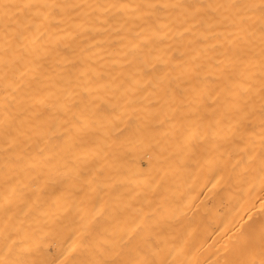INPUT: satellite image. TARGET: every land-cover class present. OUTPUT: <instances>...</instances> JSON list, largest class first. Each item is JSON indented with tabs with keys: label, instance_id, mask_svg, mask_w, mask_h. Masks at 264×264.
<instances>
[{
	"label": "bare ground",
	"instance_id": "obj_1",
	"mask_svg": "<svg viewBox=\"0 0 264 264\" xmlns=\"http://www.w3.org/2000/svg\"><path fill=\"white\" fill-rule=\"evenodd\" d=\"M14 1L10 9V3H4L8 5L4 9H9V13L4 12L9 19L6 14L7 19L0 14V83L7 77L22 82L23 78L18 79L19 71L26 70L24 67L29 65H21L24 69L18 71L15 65L20 59L16 63L7 58L16 59L21 48H15L16 42L29 43L31 40L28 46L33 55H25L28 48H23L22 55L27 56L25 63L34 57V63L29 60L32 63L29 67L34 71L27 70L30 74L33 72L31 77L36 82L37 93H34L37 95L32 96L39 99L33 108L35 100L26 98L30 92L29 89L26 92L28 82L26 89L20 86L26 95L19 91L28 103L12 96L10 86L14 82H6L9 86L1 83L5 89L10 88L11 94L7 96L3 88L6 98L11 95V101L12 97L15 102L20 98L21 104L31 106L24 112L28 119L20 115L22 108H17L18 118L28 120L30 123H24L30 124L29 127L24 124L22 130H17L20 134L15 132L16 121L12 119L17 117L16 112L11 114V121L6 119L14 123L7 122L13 127L11 133L8 131L10 135L3 130L7 137L0 136L1 143L4 139L3 144H6L0 148V172H7V176L0 179V189L6 190L4 201L0 202V216L3 212L8 214L0 221V249L19 240L28 242L27 251L14 254L11 262L57 264L54 258L62 253L58 250L60 243L72 236L67 230H55V216L44 217L59 210L58 198H64L62 194L69 188L66 177L63 178L58 169L55 174L58 183L45 189L40 187L42 180L35 178L33 170L36 168L39 174H44L48 166L14 165L35 157L44 149L42 147L59 145L67 137L70 140L66 139L63 146L69 152L74 156L80 150L86 153L82 156L81 167L85 168L92 193H110L115 188L118 193L126 191L121 193L127 196L124 202L134 209L133 214L132 211L123 213L127 221L135 218V210H143L142 203L154 199V194L163 195L155 204L169 208L180 202L186 188L197 191L213 184L215 178H222L223 182L211 187L215 194L213 200L221 201L229 194V187L245 192L243 202L234 208L225 227L206 238L211 244L226 247L217 252L226 264H264L263 219L253 210L264 195V0H26L29 7L27 3L19 7L24 2L17 0V5ZM1 8L3 12V6ZM20 21L24 24L18 26ZM6 23L10 27L16 25L13 30L8 28L10 33L14 31L10 35L7 33L10 37L2 34L4 27H8ZM24 32H29L27 40ZM12 43L15 54L11 53L13 49H8ZM30 74H23L24 79ZM227 82L232 87H228ZM12 89L15 94L20 88L16 90L12 86ZM49 114L54 119L51 116L48 120ZM113 117L117 118V123ZM19 119L17 125L22 127ZM110 119L114 127L108 122ZM25 127L29 128L28 133ZM108 127L114 131L109 133L110 138H104L105 141L124 135L127 142L126 150H122L127 173L124 175V167L123 175L119 172L122 177L126 176L122 182L118 178V182L115 180L118 174L115 178L113 174V178L109 176L118 172V166L110 167L115 159L112 163V160H105L104 150L103 159L111 165L101 167L102 151L99 155L92 152L93 148L89 151L91 145L97 149L94 144L99 143V133ZM47 130L48 133L44 132ZM251 134L259 137L257 143L250 150L242 149V141ZM28 144L34 148L26 149ZM115 150L116 154L120 151ZM111 152L114 153L113 149ZM215 153L222 162L211 161ZM63 154L66 153L63 151ZM1 157H5L7 164ZM235 158L240 161L237 167L233 165ZM18 177L27 180L13 184V179ZM88 199L98 201L102 196ZM20 209L23 213L17 215L15 210ZM180 219L185 221L180 216H171L160 223L161 233L174 236L172 243L161 247L154 245V241L162 235L147 233L144 225L139 226L141 231L120 228L129 240L119 248V260L112 264H187L183 251L188 241L183 240L182 232L175 231ZM42 224H45L44 231H40ZM89 226L88 231L93 234L96 228ZM41 236L48 239V244L38 248L36 244ZM194 247L191 240L188 248L192 251ZM168 253L172 256L170 259ZM144 255L147 258L143 260ZM45 260L47 262L43 263ZM0 264L11 263L1 254Z\"/></svg>",
	"mask_w": 264,
	"mask_h": 264
},
{
	"label": "rangeland",
	"instance_id": "obj_2",
	"mask_svg": "<svg viewBox=\"0 0 264 264\" xmlns=\"http://www.w3.org/2000/svg\"><path fill=\"white\" fill-rule=\"evenodd\" d=\"M0 1H1V3H0L1 11H2V8H1L2 6H3V9L8 6V5L7 6L4 5L5 2L10 3L9 9L12 7L11 4L15 5L14 3H12V1H14V0H12V1L11 0H9V1L3 0L4 2L2 0H0ZM25 1L20 0V2L21 3L24 2V4H20L19 7L20 6L21 7L26 6L25 3L28 4V6H26V7H29L30 6L29 2L28 1L25 2ZM14 2H16L17 5L19 4L17 2V0H15ZM9 9H7V10H9ZM7 10L4 9L3 12L5 11L6 13H9V12H7ZM1 11H0V14L2 13L1 17H3V15L6 13L5 12L3 13ZM6 15H4V19H7L9 17L7 15V18H6ZM24 19L28 20V17H27V19L26 18H24ZM4 21H6V20H4ZM22 21L19 22L18 26L20 24H22V25L24 24ZM26 22L27 21H25V23ZM2 24H4V23H2ZM9 24H10V22H9ZM9 24L8 23L5 24L8 27L7 28L4 27V29L2 30L4 33L2 32V34L9 33V35H10L11 33L14 32V31H12L10 33L9 30L11 29L13 24L11 25V27L9 26ZM24 25L26 27L28 26L27 23ZM14 26L12 27V30L16 28V25H14ZM8 28H9V30H8ZM6 29L9 32H6L5 31ZM27 30L30 31L29 27L27 28ZM24 34H25V32H24ZM9 35L7 34L6 36L8 37ZM26 35L28 37L29 32H26L25 37L23 36L25 40H27ZM24 39H20V40L24 41ZM17 41L20 42L19 40H17ZM16 43H15L16 47L14 46V43H12V44L8 45V49L9 50L11 49V51L13 49V51L11 53L15 54V53H13L14 51H16L15 48L17 49V48L21 47L20 51L22 53L20 51H19V53L17 52V54H18V55L16 54L17 57H16V55H14V58L16 57L15 60H13V58H12L13 56L11 54H8V55L12 56V57H9V58L6 57V58L10 61L12 59V61H15V62H16V60L20 59V60H18L20 64L17 63L18 62L17 61L16 62L17 65H15V68L17 67L18 71L20 69H22V70L24 68L26 69L23 71L20 70L21 73L23 72L22 74H20V71H19V75L20 76L22 75V76L21 77L19 76L18 79L23 78V79H20V81L22 80V82H19L17 80L19 82V85H18L17 81H16L17 85H15L16 82L14 80H16V79H14L12 81V80H10V78L7 77L8 80L5 78V82H3L2 81L3 78H2L1 83L3 82L5 85V83L6 82L9 83V80H10L12 82V84L15 83L12 86H15L16 90L20 88L19 90H17L18 93L16 92L15 94H13V91L15 92V90H13L12 86H10L11 91H12V96L13 97L16 96L15 99L17 98V96L20 97L21 99L25 98L24 95H26V92L27 91L29 92V90H30V92L32 91L33 92V93L31 92L32 98L30 97V94H29L30 92L26 95L27 96L26 98L28 100L29 99L35 100L33 102H36V100L39 99V97L38 96H37L38 98L34 97L37 95V94L35 95V93H37V91L35 90L36 86L34 85L36 82L34 81L35 82L34 83L33 78H32L33 77L32 71H34V69L33 70H32V68L30 69V67H32V63H34V57H33V60H32V58L31 59L28 58L26 61L28 63L27 64V63H25V59L27 58V56L24 57L22 55L25 52V50H23V48H28V49H26L27 52H25V55H28L29 57H31V55H29V53H31L33 55V53L30 50L31 48H29L31 46L30 45L28 46V44H31V40L29 43L25 41V43H27V45L25 43L21 42L23 44V47H22L21 43L20 44L19 43L16 44ZM17 45H20V46H17ZM10 46H11V48H10ZM12 46L15 48H13ZM9 52L7 51L6 53H9ZM20 54L23 56V57L21 56L23 59L21 57L20 58L18 57V56H20ZM23 60H24V64H23ZM29 60H31L32 63H29ZM25 64L27 66L29 65L30 67L28 66L29 67L28 68L26 66L25 67L22 66L24 68H21V65H25ZM27 69L29 70V72H30V70H32L31 71L32 77H31V74L28 73ZM26 73L30 74V75L26 76L25 77L26 80H25L23 76L26 75ZM30 80H32V81L30 82ZM27 82H28V85L30 84L29 85L30 87L27 85ZM24 83L26 86L24 85ZM1 85H0V101L2 100V102H0V104L2 103L4 105V107H3V105H0V108L5 109L6 111L1 109L2 112H0V115L2 113H5V114L8 113L7 114L8 116H6V117L3 116V115H5V114H3L2 119L0 121V125H2V126H0V130H1L0 133H3L2 135L0 134V136H3V138L5 139L6 134H4V132H2L3 130L5 131V133L7 130V134L10 135L13 127H17L16 131L14 128L15 132H17L18 128H20L22 130V128L25 125L29 127L30 124H27L29 121L26 120V119H28V117H26L27 113H24V112L26 110H28L29 108L31 109V106L32 107L37 106V102H36V105L33 102H30L31 104H34V105L30 106V104H24V103L29 102L27 99L26 100L22 99L24 102V103H22L23 104L22 105L20 98H18L17 102H15L16 100L14 101L13 100L14 98L12 97V101L14 102V104H13L11 101V95L8 96L7 98L5 97V96H7L8 93H10V90H9L10 88L6 87V89H5V87H3L4 85H2V86ZM9 85L10 84H7L6 86H9ZM20 86L23 87L24 89H26L25 87L28 86L26 89V92H24L25 90L23 92H21L23 90V88L21 89ZM227 86L232 87L231 83H229V82H227ZM3 88L6 91L5 92L6 95L4 94ZM31 88H32V90H31ZM33 89H34V91H33ZM19 91H20V94L21 93L24 94V95H22L23 97L19 95ZM32 95H34V96H32ZM3 97L6 98V100L2 99ZM3 100H5L7 104L5 102H3ZM18 102L20 103V105L17 104ZM9 104L12 106V109H11V106ZM25 105H26V107H25ZM6 106H9V107H6ZM27 107H28V109H27ZM7 108L11 109L12 111H10L9 109L7 111ZM17 108H18V110H19V108L20 109L22 108V110L19 111L22 113L20 115H24L26 119H24L23 116H22L23 117L22 119H19L21 117L18 118L19 112H17L18 111ZM9 111L11 112L10 116H11V114L15 115V113L17 112V117L15 116L14 119H12L13 116H11V118H10L9 117ZM51 116H52V114H49L47 116V118H49L48 120H51L50 119ZM53 117L54 116H52V119H54ZM0 118H1V116H0ZM6 119L7 120H9V119L15 120L16 122L15 121L14 122L16 125L18 124L17 120L19 119L20 120L19 123L21 124V126L22 125L23 126L22 127H20L18 125L15 126L14 123L9 122L11 120L7 121ZM122 119H123V117H122ZM122 119L120 121H122ZM2 121H4V123ZM110 121L113 123V119H110ZM110 121H108V122L110 123V125H112L111 127H114V123L118 122L117 118L115 119V122L113 124H111ZM7 122L9 124L10 123L14 124L13 127L10 128L12 125L7 124ZM24 122H27V123H24ZM3 126H5V127L7 126V128H9V130L7 128L5 129V127H3ZM28 129L29 128H27V130H26V127H25L24 131H27L26 133H28ZM105 130H102L103 133L101 131L100 132H101V134H103V136H105V134H106L107 137H103L99 133V136H101L100 139L98 138L99 141L97 140V142H99V143L94 144L95 148H97V149L95 150L94 146L91 145V147H89V151H91L93 148L92 152H95L98 155L102 151L100 155L102 158L101 164L103 163L102 164L103 166L99 163L101 165V167H105L106 165L108 166L109 162L105 163L106 159H108V161L112 160L111 163L115 159V161L113 162L114 165L113 164L111 165V163H109V166L110 165H111L110 167L118 166V167H116L117 169L119 168L118 172L115 174L113 172L109 176H111L113 174L112 176L115 178V175L118 174L116 176L115 180L117 182H118V180H119V182L120 181L122 182L124 179H126V176L122 177L121 174L123 175L124 170H125L124 175H126V173H127L126 172L127 169H125L126 166L124 167V164H126V162H125L126 157H125V153L123 152L126 150V147H124V146H127V142L125 141L124 135L117 137V138H114L112 135H110V136H112L111 138L113 139V142H111L112 139H110V140H107L108 141L107 144L104 143V142H107V141H105L106 139L110 138L108 136H109V133L111 134L113 128L110 130V128L108 127V129L106 128ZM14 131H12V132H14ZM230 131H231V133H233L234 129H231ZM44 132L48 133V130L44 131ZM18 133H19V131L17 132V134ZM101 138H103L104 141L101 140ZM104 138H106V139H104ZM120 138H121V140H120ZM258 138L259 137L257 135L251 134L242 141V145L240 147L244 150H250L253 147V144L257 143L256 139H258ZM4 139H3V141L5 142ZM66 139H67V137H66ZM68 139L66 141H68ZM115 139L117 141H114ZM64 141L60 142V144L58 142L59 145H49V146L42 147L44 149L38 151V154L35 157L25 158L21 161H17L14 164L15 166L18 164H21L24 166H30L33 164V165H35V167L40 166L42 164H43V167L48 166L46 169H44L46 171L45 173H47V174H45V173L39 174V172H37L36 168L33 170V174L36 173L35 178L39 181L42 180V181H40V182H42V184L40 183L41 188L47 189V188H49V186H53V185H55V183H58L56 181V177H55V174H57L56 171L58 169L60 170L59 172L62 175V177L63 178L66 177V181H67L66 186L69 185L68 186L69 188H67L65 193L62 194V196H65L64 198H62V197L58 198L59 202L57 204H59V210L56 213L44 215V217L46 219H51L52 217L55 216V223L57 224V227L55 226L56 231L67 230V231L72 233V236L70 237V239L66 240V242L60 243L58 250L62 253H61V255L57 256L56 259L54 258L55 261L57 260L56 261L57 264H112L113 262H115V260L118 261L119 260V253H120L119 248H121L122 246H125L129 240L127 234L125 232H123V230H124L123 228H125V230L127 229V231H129V230L141 231L142 228H140L139 226L144 225L143 229L147 233L152 231V232H156V233L162 235V236L156 237V239L154 241V245H156V246L159 245L161 247L164 244H168V243L170 244V243H172L171 240H173L174 236H170L166 232L161 233L159 230H160L162 224L167 220V218L171 217V216H180V218L185 219V221L180 219V223L176 227L175 231L182 232L184 237H185L183 240L188 241V242L184 243V251H183V252H185L186 257H187L186 258L187 264H226L224 259L221 256H219V254H217V252H219V250H221V249L224 250V249H226V247L219 246L217 244H211V241L208 242L207 241L208 238H206V237H207V235L209 236V235L213 234L215 231H218V230L225 227V224L228 222L230 216H233L232 212H233L234 208L238 207L243 202L245 192H242V191H239L237 189L229 187L228 188L229 194L225 195L221 201L218 202L216 200H213V196L215 194L213 191L214 188H211V187H216L223 182L222 178L221 179L215 178L213 180L214 181L213 184H211L209 186H203V187L197 189V191H192L191 189L186 188L183 196L181 197L180 202L173 205L172 207H169V208H167V206H159V205L155 204V202L160 197H162L163 195L159 194V193L154 194L153 195L154 199H152L151 201L149 200L148 202L142 203V205L145 208L143 210L136 209L135 215H137V216L135 218L134 217L131 218L130 221H127L126 218L123 217V213L126 211L127 212L132 211L131 214H133L134 209L131 208L132 205L130 203L124 202L125 200H127L126 199L127 196L125 197V195L121 194V193L122 192L126 193V191H124V190L121 191L119 189L121 192L118 193L119 191L116 192L117 188H115L116 190L114 189L115 191L113 190L110 193H108V192H106L104 194L92 193L91 188L89 186V182L87 181L86 171H84L85 168L81 167V166H83V165H81V163L83 161L82 156L86 155L85 151L80 150L79 153L76 152V156H74L72 154V152H69L70 150L67 149V147L63 146ZM4 142L1 143V141H0V148H4L6 146V144H3ZM116 142L118 144L120 143L119 145L117 144V147L115 146ZM61 143H63V144L61 145ZM101 143H103L104 146L103 145L100 146ZM123 143L125 145H123ZM109 144H111L112 147H110ZM113 146H114V148H113ZM100 147H102V149H100ZM104 147L108 150V153H106L107 150L104 149ZM108 147L111 148V150ZM15 148H16V145H13V149H15ZM30 148H34V145H29V144L26 145V149H30ZM60 148H62V149L64 148V149L61 150ZM68 148H70V147H68ZM115 148L120 149L121 152L117 150L118 151L117 154L120 156H118L115 153V151H116ZM52 149H54L55 151H53V152L49 151ZM57 149H59L58 152H56ZM112 149H113L114 153L111 152ZM60 150H61L62 154H61ZM97 150H99V153ZM63 151L66 154H63ZM103 151L105 153V154H103V156L106 154L109 155V156L106 155V157L104 156L105 160L103 159V156H102ZM67 153H70L71 155H67ZM112 153H113L114 157L116 154L115 158L112 156L113 159L110 157V155H112ZM121 154H122V156H121ZM214 155L215 156L212 155V157L210 158L211 161H215V162L220 161V157L217 156L216 153ZM67 156H69V157L71 156V159L68 158ZM118 158H120V159H118ZM1 160L5 164H7V160L5 159V157H4V159L2 158ZM117 160L118 161L120 160V162L123 165L119 162L120 165H122V166H120L118 164ZM220 162H222V161H220ZM239 164H240L239 159L235 158L233 160L234 167H237ZM122 167H124L123 168L124 170L122 169ZM66 172H67L68 177L65 176ZM119 172H121V174ZM6 176H7L6 171L0 172V179L3 177H6ZM118 176L120 178L122 177V180H120V178ZM117 178H118V180H117ZM25 180H27L26 177H18L17 179H13L12 182H13V184L18 185L19 183H21ZM45 181H46V183H48V185L46 183H44ZM26 183L28 184V182H26ZM79 184H80V187H79ZM77 192H80V194L79 195L76 194ZM5 195H6L5 188L0 189V202L4 201ZM98 195L102 196L101 200L99 199L97 201V200H93V199H88L89 197H93V196L95 197ZM170 195H173V194L171 193ZM120 197H122V198L119 199ZM36 205L39 206L38 203H36ZM3 206L4 205H2V207ZM25 206H26V204H25ZM253 210L257 211L262 216V219H263L262 229H264V195H262L260 197L259 202L254 206ZM15 211H16L17 215H21L23 213L22 209L15 210ZM7 216H8V214L3 212V214L0 216V221L5 219V217H7ZM65 220H67V221L65 222ZM137 221H141V223L138 224V223H136ZM10 222H14V221H10ZM161 222H162V224L160 225ZM0 224H1V222H0ZM11 225L13 226L14 224H11ZM89 225H93V227L96 228V231L93 234H90L88 231V228H90ZM44 226H45V224H42L41 230L40 229L39 230L44 231L45 230ZM120 228H122L123 230H121ZM119 230H121L122 232L120 231L121 232L120 233ZM144 235H146V234H144ZM47 240L48 239L45 236H41V238L39 240H37L38 242L36 244V247L41 248V247L45 246L46 244H48ZM191 240H192V244H194V246H195L192 251L189 250L190 248H188L191 246ZM162 241H165V242L161 243ZM27 244H28V242L23 241V240H19L16 243L10 244L9 246L3 247L2 249H0V255L2 254L3 257L5 256V259L7 261H9L11 264H15V263L11 262L12 256L14 254H17V253L26 252L27 250H25V248H26ZM172 247H174V245ZM171 257L172 256L168 253L167 258L170 259ZM146 258L147 257H145V255H144L143 260ZM155 258H157V257H153V259H155ZM106 261H107V263H106ZM46 262H47V260H45L43 263H46Z\"/></svg>",
	"mask_w": 264,
	"mask_h": 264
}]
</instances>
